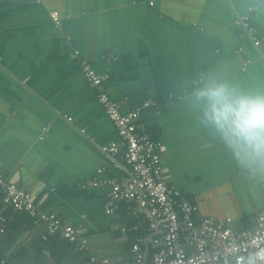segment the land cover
<instances>
[{"label": "crops", "instance_id": "obj_1", "mask_svg": "<svg viewBox=\"0 0 264 264\" xmlns=\"http://www.w3.org/2000/svg\"><path fill=\"white\" fill-rule=\"evenodd\" d=\"M244 15L264 33V0H0V172L79 238L71 244L41 220L27 222L0 188L7 256L25 246L42 264H131V246L146 235L132 204L105 212L104 182L123 181L128 168L102 150L117 133L81 61L109 76L105 88L123 113L154 103L138 124L162 145L163 179L198 214L230 218L237 231L256 227L264 166L198 95L215 84L236 97L264 95V43L255 48L235 25Z\"/></svg>", "mask_w": 264, "mask_h": 264}, {"label": "built area", "instance_id": "obj_2", "mask_svg": "<svg viewBox=\"0 0 264 264\" xmlns=\"http://www.w3.org/2000/svg\"><path fill=\"white\" fill-rule=\"evenodd\" d=\"M50 18L59 27V12H51ZM235 25L255 48L264 43V33L260 34L252 26L249 16H238ZM241 51L238 49L237 53ZM78 54L76 52L75 56ZM80 64L84 79L95 89L99 103L116 129L117 140L103 146L102 150L116 169L128 168V177L123 181L110 178L104 182L110 188L105 212L110 215L119 210L121 203L132 204L139 224L146 226V235L139 236L131 246V264H247L249 258L255 259L256 264H264V211L257 214L254 229L240 231L230 227V218L222 221L198 214V207L163 179L162 145L138 124L141 108H149L154 103L145 101L142 107L123 113L120 103L105 88L109 76L96 72L88 62L81 61ZM244 65L243 70L247 62ZM99 184L93 182V186ZM0 188L5 189V204L46 223L49 234L59 233L71 244L79 241L73 225L54 214L42 212L33 194L7 182L1 172ZM5 223L0 208V236L5 232ZM139 228L132 229L138 231ZM85 242L81 240V243ZM103 263L118 264L107 258ZM0 264H5V260L0 259Z\"/></svg>", "mask_w": 264, "mask_h": 264}, {"label": "clouds", "instance_id": "obj_3", "mask_svg": "<svg viewBox=\"0 0 264 264\" xmlns=\"http://www.w3.org/2000/svg\"><path fill=\"white\" fill-rule=\"evenodd\" d=\"M198 95L211 102L217 123L221 119L231 122L233 135L246 145L245 154L264 166V95L236 97L226 84H215ZM247 264H256V261L249 258Z\"/></svg>", "mask_w": 264, "mask_h": 264}, {"label": "trees", "instance_id": "obj_4", "mask_svg": "<svg viewBox=\"0 0 264 264\" xmlns=\"http://www.w3.org/2000/svg\"><path fill=\"white\" fill-rule=\"evenodd\" d=\"M15 213H21V217H23L27 222L31 220V218H29V214H27L26 212L15 211ZM7 231L0 238V259L5 260V264H40L41 263V261L38 260L39 258L37 259V255L36 256L31 255L30 250L26 249L25 246H19L16 251H14L12 254H9L7 256V252L10 249L8 244L9 238H7ZM2 245H4V247H2ZM41 248H39L38 251H41ZM56 262L59 264V260L56 259Z\"/></svg>", "mask_w": 264, "mask_h": 264}]
</instances>
